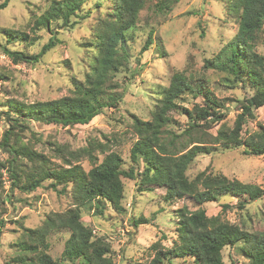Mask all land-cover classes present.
Segmentation results:
<instances>
[{"label":"trees","instance_id":"obj_1","mask_svg":"<svg viewBox=\"0 0 264 264\" xmlns=\"http://www.w3.org/2000/svg\"><path fill=\"white\" fill-rule=\"evenodd\" d=\"M9 1H1L0 9ZM85 1L49 0L48 7L31 19L32 32L48 28L51 33L39 51L29 54L24 49L2 45L3 51L15 63L39 62L60 42L57 36L59 27L72 29L89 16L88 12H83ZM146 1L110 0V12L91 28L95 49L91 67L83 80L71 79L73 88L69 95L30 103L8 100L10 108L0 109V118L4 117L7 122V129L0 140V150L7 154L6 159H0V190L3 188L4 169L11 179V191L17 188L30 193L47 179L51 180L53 188L59 184H72L73 204L62 211L47 214L38 228L26 229V239L16 244L18 253L12 257L15 264H61L48 253L46 240L50 233L60 230L68 232L61 260L75 262L82 259L85 264H114L110 243L97 236L93 228L82 221V209L101 214L105 203H109L116 210H124L123 178H138L140 191L164 188L163 200L168 203L188 198L197 207L194 210L187 206L176 209L177 238L169 247L153 243L150 248L154 256L149 264H170L172 258L186 256H190L194 264H224L223 248L237 243H241V252L249 258V264H264V231L252 232L230 223L223 216L230 206L227 203L222 204L221 212L216 215H207L203 207L204 203L217 201L220 196L229 194L244 198L238 201L242 208L246 199L261 198L264 189L206 169L192 179L186 174L198 154H209L219 147H242L245 155H264V126L258 124L252 131L247 128V123L256 118L255 110L264 107V55L256 49L264 44V0H224L227 11L236 19L237 30L213 59L206 61L207 65L231 75L236 84L248 82L253 89L251 95L236 100L240 111L231 126L223 121L229 109L223 101L211 95L205 81L189 80L182 72L176 71L170 76L168 85L158 92L151 119L133 116L132 127L137 136L130 148V160L138 169L134 166L122 168L123 159L118 152L108 150L104 143L93 145L92 141L78 149L58 145L59 150L68 155L66 166H50L47 156L20 138V133L29 129L31 121L63 127L83 125L101 114L103 109L117 106L124 94L123 90L118 91L121 83L117 78L132 71L127 44L132 39L131 30L136 27ZM176 1L161 0L157 7L161 11L169 10ZM52 22H58L59 27H52ZM2 30L0 32L7 35L9 44L15 40H27L23 32ZM152 43L151 29L139 54L148 50ZM186 93L202 96V104L195 103L190 109L180 107L178 100ZM178 111L187 121L185 127L177 129L179 133H176L166 127L173 123L171 113ZM174 122L178 125L177 121ZM207 126L216 127L215 133L207 131ZM96 149L103 154L100 161L93 153ZM21 156L31 163L29 171L20 165ZM82 157L91 162L88 170L77 163ZM1 202L0 199V205ZM144 222L145 219L139 218L133 220V225ZM3 223L4 220L0 219V228Z\"/></svg>","mask_w":264,"mask_h":264},{"label":"rangeland","instance_id":"obj_2","mask_svg":"<svg viewBox=\"0 0 264 264\" xmlns=\"http://www.w3.org/2000/svg\"><path fill=\"white\" fill-rule=\"evenodd\" d=\"M3 0H0V2ZM161 0H147L139 13L136 27L131 30L132 39L127 44L130 56L131 73L118 75L121 85L118 91L124 92L122 100L114 108H105L88 124H76L63 127L59 124H46L31 121L29 129L20 133L23 143L49 158L50 166L65 167L68 155L58 145L69 149H78L90 141L93 145L104 143L108 150L116 151L123 159L122 168L134 166L130 160V148L136 140L132 127L133 116L143 120L151 119V112L158 100V92L168 85L170 76L180 71L192 81L203 79L211 95L223 101L229 110L224 122L231 126L236 113L240 111L236 100L251 95L253 89L248 82L234 81V78L215 67L207 65L222 46L236 33L237 23L226 9L224 0H178L169 10L158 9ZM49 0H10L0 9V31L7 28L25 33L27 40L7 42L8 37L0 32V109H9L8 100L22 103L46 101L72 91L71 79L83 80L91 67L95 49L91 40V28L104 18L111 9L110 0H86L83 12L89 16L82 19L74 28L59 27L57 36L60 42L49 50L37 63H15L3 51L2 45L14 49H24L29 54L39 51L49 39L48 28L37 32L30 29L34 15L42 13ZM153 30V43L148 50L139 54L147 34ZM264 32V28H263ZM91 43V44H90ZM257 51L264 55V44ZM139 59V60H138ZM202 96L194 97L186 93L178 100L180 107L190 109L193 104H202ZM173 123L166 129L179 133L187 118L184 114L172 112ZM256 118L247 123L252 131L258 124L264 126V107L255 110ZM207 131L215 133L216 127L207 126ZM7 129L4 117L0 118V140ZM242 147L222 149L219 147L209 154H198L190 164L186 174L192 179L198 172L207 170L221 173L228 178L252 183L264 189V155L243 154ZM98 161L103 154L96 149ZM7 154L0 150V159ZM20 165L26 171L31 163L26 157L19 158ZM72 163H76L72 161ZM85 170L91 167L87 157L77 162ZM138 169V168H137ZM3 188L0 190V219L4 220L0 228V264H15L12 257L18 253L17 243L26 239V229L38 228L47 214L64 210L73 204L72 184L50 186L51 180H44L40 187L27 193L14 188L10 190L11 179L3 170ZM124 197L122 207L116 210L109 203L101 214L82 209V221L93 228L97 236L107 239L111 245L114 264H149L154 256L150 246L159 242L169 247L177 238L176 209L187 206L190 210L197 207L183 198L173 203L163 200L165 189L154 187L151 191L138 190V178H123ZM243 197L222 195L217 201L204 203L207 215H216L222 210V204H229L223 216L230 222L248 231H264V194L255 200L246 199L242 208L238 201ZM143 218L144 223L133 225V220ZM68 238L66 230L52 232L47 236L48 253L61 264H85L82 259L75 262L61 260L64 242ZM241 243L225 246L222 250L224 264H249V258L240 249ZM29 255H32L29 253ZM164 264H168L165 262ZM170 264H194L190 256L172 258Z\"/></svg>","mask_w":264,"mask_h":264},{"label":"built area","instance_id":"obj_3","mask_svg":"<svg viewBox=\"0 0 264 264\" xmlns=\"http://www.w3.org/2000/svg\"><path fill=\"white\" fill-rule=\"evenodd\" d=\"M0 85H1V79H0Z\"/></svg>","mask_w":264,"mask_h":264}]
</instances>
